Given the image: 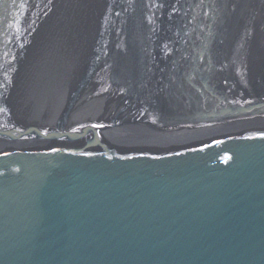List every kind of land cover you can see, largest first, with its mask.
Wrapping results in <instances>:
<instances>
[{
	"label": "water",
	"instance_id": "95a60500",
	"mask_svg": "<svg viewBox=\"0 0 264 264\" xmlns=\"http://www.w3.org/2000/svg\"><path fill=\"white\" fill-rule=\"evenodd\" d=\"M75 1L0 0V264H264L260 0H92L80 56L43 44Z\"/></svg>",
	"mask_w": 264,
	"mask_h": 264
},
{
	"label": "bare ground",
	"instance_id": "6f19581e",
	"mask_svg": "<svg viewBox=\"0 0 264 264\" xmlns=\"http://www.w3.org/2000/svg\"><path fill=\"white\" fill-rule=\"evenodd\" d=\"M92 0H90L88 2V0H76L74 4H70V3H64L61 5L62 8H64L65 12L62 16V18L56 23V25H53V28L55 29L54 33H52L51 35H49L51 37V41L45 40L43 42V44L45 45L46 43H48V45L52 48H55L59 45H61L62 41H67L68 44L70 45V50H77L80 49V51L78 52L79 56L82 54L83 51V47L84 44L83 42L85 40H87V36L89 34L90 28H91V21H90V17H89V13L90 11L94 8V2H91ZM200 5L199 2H194L192 3V8H197ZM254 10L256 12V22H258L260 20V18L264 19V0H260L259 4L255 3L254 4ZM255 29L252 28V34L253 39H252V43L255 45L254 47V51L255 52H260V51H264V24H258L256 26H254ZM69 29L71 30L69 32ZM55 35V37H54ZM80 35L82 36V42L80 41ZM253 53V52H251ZM71 55V54H70ZM252 55V54H249ZM72 56V57H71ZM71 56H68L64 59L67 61H70L69 63L73 62L76 63L77 59L79 58L80 61V57L77 56L75 57L74 54L72 53ZM174 56V54H172L170 57ZM162 57L161 53H159L158 55L154 56V59L160 60ZM63 59V58H61ZM46 65H49L48 63H45ZM60 64L62 66H66V63L64 60H62L60 62ZM51 65V64H50ZM42 66V65H41ZM43 67V66H42ZM44 68V67H43ZM164 70V69H163ZM39 68L36 67L35 69V77L38 74ZM42 72L45 71V68L43 70H41ZM74 71V69L71 70V72ZM40 72V71H39ZM93 85V83L91 84ZM68 83L66 82V84L63 86V88H68ZM39 88V81L34 80L32 82V84L30 85L28 92L30 94H34L36 89ZM83 94L81 95L77 101L75 102V104L73 105V109L80 111L81 115H79V122H82L83 119L84 120H89L92 121L102 115L106 114V108H107V104L103 103L102 101L96 100V99H91V96H87L85 97ZM10 98V96H9ZM41 99V98H39ZM68 100V99H67ZM11 100L7 98V101H5V103L1 106L2 108V112L6 113V115H9L10 117H13L15 115V113H13L14 111L12 110L13 106ZM16 101L18 102H22L24 105V108L28 109L29 107L31 108V111H26L23 112V114H25L26 117H28L31 120H34L36 123L41 124L42 125H51L54 124L56 127L55 128H60L61 127V115H62V110L63 107L64 108L67 106V102L64 103V105H61L59 107H53L52 104H50V100H49V107L45 105V112L47 114L43 116V119H47L48 117H50L47 123H42L41 121V117L40 118H36V115L33 114V106H32V98L29 97V95L26 92L20 93V95L16 98ZM42 101H46L47 100L45 98L42 99ZM44 103V102H43ZM37 106L40 108H42V106L39 105V102L37 104ZM23 108V109H24ZM78 108V109H77ZM38 110V109H37ZM42 111L43 108H42ZM76 111V112H77ZM28 112V113H26ZM83 112H84V118H83ZM10 113V114H7ZM67 121H65V123H63L62 128H68L69 129V125L71 126H75L77 124V121L72 119L73 115L71 114L72 112L69 111L68 112V108H67ZM78 113V112H77ZM41 114H43V112H41ZM89 114V115H86ZM6 116V117H9ZM25 116L22 117V120H25ZM166 116H172L170 114H167ZM35 118V119H34ZM259 119L257 118V120H253L255 122H257ZM27 121V120H26ZM55 121V122H52ZM224 123H226V121H224ZM238 127H243L241 125H237Z\"/></svg>",
	"mask_w": 264,
	"mask_h": 264
},
{
	"label": "rangeland",
	"instance_id": "374dc122",
	"mask_svg": "<svg viewBox=\"0 0 264 264\" xmlns=\"http://www.w3.org/2000/svg\"><path fill=\"white\" fill-rule=\"evenodd\" d=\"M258 22H259V24H262V23L264 24V19H263V18H260V20H259ZM258 22H257V23H258ZM70 31H71V30L69 29V32H70ZM45 45H46V46H49L48 43H46ZM63 68H65V67L63 66ZM17 88H18V86H15L14 83H13V86H11V89H10L9 92H8V93H9V96H10V95L12 94V92L15 91ZM11 98H12V97L8 98V100L11 99ZM41 99H42V98H41ZM11 100H13V99H11ZM40 109L42 110L41 107H40ZM41 110L38 109V110L34 111L33 114L36 115V118H37V117H38V118L41 117V120H42V119H43V116L47 114L46 112H49V111H46V112H45V109L43 108L44 111H43V114H41ZM21 111H22V112H25V109H23V110L21 109ZM3 114H4V113H3ZM7 114H10V113H7ZM8 116H9V115H8ZM49 118H50V117H48L47 119H43L41 122H42V123H47L48 121H50V120H48ZM34 119H35V118H34ZM52 122H55V121H52ZM89 124H90V121H89V120H83L82 122H78L75 126H72V128H77V127H82V126L84 127V126H88Z\"/></svg>",
	"mask_w": 264,
	"mask_h": 264
}]
</instances>
